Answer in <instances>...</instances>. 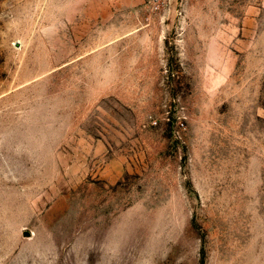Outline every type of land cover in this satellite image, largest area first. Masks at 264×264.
<instances>
[{
  "label": "rangeland",
  "instance_id": "rangeland-1",
  "mask_svg": "<svg viewBox=\"0 0 264 264\" xmlns=\"http://www.w3.org/2000/svg\"><path fill=\"white\" fill-rule=\"evenodd\" d=\"M0 264H264V0H0Z\"/></svg>",
  "mask_w": 264,
  "mask_h": 264
}]
</instances>
